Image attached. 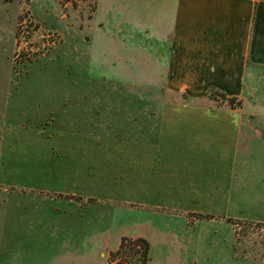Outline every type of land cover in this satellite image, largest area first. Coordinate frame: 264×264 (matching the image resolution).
<instances>
[{
	"label": "rangeland",
	"instance_id": "obj_1",
	"mask_svg": "<svg viewBox=\"0 0 264 264\" xmlns=\"http://www.w3.org/2000/svg\"><path fill=\"white\" fill-rule=\"evenodd\" d=\"M95 3L0 0V240H30L0 264H108L122 236L147 264H264V69L231 105L183 97L170 41Z\"/></svg>",
	"mask_w": 264,
	"mask_h": 264
},
{
	"label": "crops",
	"instance_id": "obj_2",
	"mask_svg": "<svg viewBox=\"0 0 264 264\" xmlns=\"http://www.w3.org/2000/svg\"><path fill=\"white\" fill-rule=\"evenodd\" d=\"M95 1L93 20L99 28L124 23L170 41L166 84L172 91L198 99L211 89L240 99L247 84L259 83L264 69V0ZM29 242L17 236L0 240L15 246Z\"/></svg>",
	"mask_w": 264,
	"mask_h": 264
},
{
	"label": "trees",
	"instance_id": "obj_3",
	"mask_svg": "<svg viewBox=\"0 0 264 264\" xmlns=\"http://www.w3.org/2000/svg\"><path fill=\"white\" fill-rule=\"evenodd\" d=\"M223 98H226L224 94L219 93ZM236 99L235 97L228 98V103ZM134 259L138 264H147L149 259V242L145 238H129L122 236L119 246L116 250L110 251L107 256L108 264H112L114 259Z\"/></svg>",
	"mask_w": 264,
	"mask_h": 264
},
{
	"label": "water",
	"instance_id": "obj_4",
	"mask_svg": "<svg viewBox=\"0 0 264 264\" xmlns=\"http://www.w3.org/2000/svg\"><path fill=\"white\" fill-rule=\"evenodd\" d=\"M183 97H186L185 94L183 95Z\"/></svg>",
	"mask_w": 264,
	"mask_h": 264
}]
</instances>
